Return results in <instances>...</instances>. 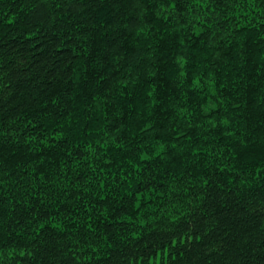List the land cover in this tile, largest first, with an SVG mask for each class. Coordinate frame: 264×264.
Listing matches in <instances>:
<instances>
[{
    "label": "trees",
    "instance_id": "1",
    "mask_svg": "<svg viewBox=\"0 0 264 264\" xmlns=\"http://www.w3.org/2000/svg\"><path fill=\"white\" fill-rule=\"evenodd\" d=\"M0 264H264V0H0Z\"/></svg>",
    "mask_w": 264,
    "mask_h": 264
}]
</instances>
